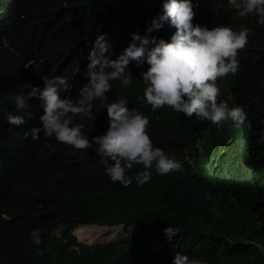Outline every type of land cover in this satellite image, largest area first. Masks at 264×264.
<instances>
[{
    "label": "trees",
    "instance_id": "1",
    "mask_svg": "<svg viewBox=\"0 0 264 264\" xmlns=\"http://www.w3.org/2000/svg\"><path fill=\"white\" fill-rule=\"evenodd\" d=\"M163 2L0 0V264H172L176 252L206 264H264V24L254 14L240 17L229 0H193L192 23L250 29L238 71L217 80L218 99L242 107L243 124L151 110L140 75L146 64L130 63L132 83L114 80L106 93L109 102L124 98L149 118L153 145L174 156L181 170L159 175L153 167L148 182L125 187L111 181L94 149L76 150L43 130L35 140L24 136L41 127L42 114L37 99L27 108L16 105V97L31 90L27 83L43 88L42 77L63 76L71 87L61 95L76 99L96 37L106 35L115 58L132 33H147ZM175 31L165 23L148 35L170 42ZM103 103L93 102V119L74 117L89 139L108 128ZM10 114L25 124H9ZM140 171L143 166L134 165L127 174ZM92 223H127L147 232L80 241L75 229ZM167 227L175 235L150 254L154 234Z\"/></svg>",
    "mask_w": 264,
    "mask_h": 264
},
{
    "label": "clouds",
    "instance_id": "2",
    "mask_svg": "<svg viewBox=\"0 0 264 264\" xmlns=\"http://www.w3.org/2000/svg\"><path fill=\"white\" fill-rule=\"evenodd\" d=\"M229 2L240 17L254 14L258 17L257 22L264 24V0ZM194 17L193 0H164L162 15L153 18L147 33L143 36L139 32L132 33L129 45L115 58H112V44L106 35H98L88 53L89 62L84 73L86 83L79 89L76 99L61 95L71 87L63 76L42 77L43 88L27 83L26 88L31 90L17 96L16 105L18 108H27L29 100L37 99L41 103L42 114L39 117L41 127H32L24 136L31 135L35 140L43 130L45 135L55 136L58 142L76 150L94 149L101 157L100 163L105 166L111 181L125 187L130 186L133 180L140 185L148 182L153 167L159 175L181 170L182 165L174 156L153 145L148 134L149 118L136 109H130L124 98L109 102L106 93L111 90L114 80H119L123 87L132 83L133 75L128 70L130 63L135 62L137 66L146 64L147 70L140 75L145 86L143 99L151 110L168 107L187 117L195 115L198 119L217 125L225 121L243 124L246 120L243 108H230L226 100L218 99L220 89L217 80L238 71L239 52L248 43L250 29L241 26L239 31H235L226 25L208 29L199 24L193 25ZM165 23L176 30L170 42L148 35L160 30ZM96 100L104 102L108 128L104 134L89 139L82 131L84 124L74 123V117L93 119L92 108ZM8 123L21 126L25 124V118L10 114ZM134 165H142L144 171L131 177L127 172ZM92 224L100 227L136 226L127 223ZM136 229L130 233L137 232L140 235L147 232L142 226H136ZM61 230L57 229V234ZM163 233L166 236L161 237ZM32 235L34 243L39 245L41 240L38 230H33ZM173 235L174 231L168 227L154 234L150 254L165 245ZM172 264L206 262L176 252Z\"/></svg>",
    "mask_w": 264,
    "mask_h": 264
},
{
    "label": "rangeland",
    "instance_id": "3",
    "mask_svg": "<svg viewBox=\"0 0 264 264\" xmlns=\"http://www.w3.org/2000/svg\"><path fill=\"white\" fill-rule=\"evenodd\" d=\"M92 226H97V225H88V226H86L87 230L81 229L80 227H77L75 229V233H76V235L80 241L87 242V243L105 242V241L115 239L117 236H119L122 233H125V232L130 233V231L137 230L136 228L126 226V227L122 228L121 230H119L117 233H115L113 236H106L101 240H96L92 237V234L90 232L91 230H93ZM164 236H166L165 233H163L161 235V237H164Z\"/></svg>",
    "mask_w": 264,
    "mask_h": 264
},
{
    "label": "bare ground",
    "instance_id": "4",
    "mask_svg": "<svg viewBox=\"0 0 264 264\" xmlns=\"http://www.w3.org/2000/svg\"><path fill=\"white\" fill-rule=\"evenodd\" d=\"M86 226H88V225H86ZM86 226H82L80 228L86 229ZM124 227H126V225H117V226H113V227L92 226L93 230H91L90 232H91L92 237L94 239L101 240L106 236H113L115 233H117L119 230H121Z\"/></svg>",
    "mask_w": 264,
    "mask_h": 264
},
{
    "label": "water",
    "instance_id": "5",
    "mask_svg": "<svg viewBox=\"0 0 264 264\" xmlns=\"http://www.w3.org/2000/svg\"><path fill=\"white\" fill-rule=\"evenodd\" d=\"M134 228H136V226H134ZM139 231H141V232H142V229H140ZM152 241H154V239H153Z\"/></svg>",
    "mask_w": 264,
    "mask_h": 264
}]
</instances>
